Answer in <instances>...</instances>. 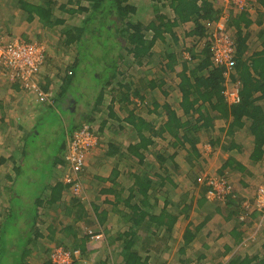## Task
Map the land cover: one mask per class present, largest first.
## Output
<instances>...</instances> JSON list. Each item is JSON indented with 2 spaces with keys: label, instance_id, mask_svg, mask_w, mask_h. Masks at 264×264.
Listing matches in <instances>:
<instances>
[{
  "label": "trees",
  "instance_id": "16d2710c",
  "mask_svg": "<svg viewBox=\"0 0 264 264\" xmlns=\"http://www.w3.org/2000/svg\"><path fill=\"white\" fill-rule=\"evenodd\" d=\"M16 3L21 18L26 24L36 22L42 28H60L62 46L72 56L69 68L66 70L69 73L66 72L64 79L65 90L76 89L75 94L81 103L85 102V109L80 115L81 120L78 124L72 123L73 121L71 124L67 122L57 148L59 151L51 150L52 140L45 137L43 147L52 152L46 160H43L38 152L31 161L27 158L29 154L27 143L37 142L35 139L39 133L31 134L33 137L30 138L25 137L24 144L10 156H0V169L2 165L9 166L8 170L0 175V264H28L26 260L32 252L40 258L41 264H51L48 259L50 250L40 242L47 236L42 229L45 222L38 215L39 209L44 205L41 201L40 191H44L41 185L44 184L47 188L46 192H50L48 202L51 206L60 201L65 184L61 181L62 177L58 174L54 175L53 171L58 165H64L63 156L69 136L81 126L91 124L94 121L92 115L100 111L104 102L105 105L107 104L105 106L108 111L107 119L100 125L104 128L109 119L114 125H119V133L122 132L129 138H136L124 145L110 142L107 154L110 153L111 157L117 155L114 166L125 164L128 160L139 165V169L143 167L144 170L133 173V183L127 191L128 195L123 201L122 209L117 205L112 208L115 216L121 218V223L125 226L124 230L113 229L111 232L107 229V225L114 227L116 222L112 221L110 213L98 212L97 205L89 204L93 213L90 217H88L90 211H85L83 204L81 206V203L76 202L77 200H73L75 204L65 209L72 224L79 222L82 227L96 225L97 228L94 232L84 235L81 228L77 232L75 228L69 226V232L73 237L72 250H79L81 259L86 254L85 244L94 239L99 241L100 247L103 245L105 250L104 259H100L99 264H114L115 255L122 258L123 264H147L149 257L142 259L138 248L145 252L150 251L149 243L154 239L156 245L164 246L165 251L162 253H170L173 244H168L166 235L169 236L179 224L183 229V245L173 257L180 258L181 264H189L191 258H195L198 262L202 258L201 254L191 252L187 255L186 249L194 244L199 231L214 215L220 217L221 222L217 224L220 232L217 237L225 241L226 250L247 238L256 214L255 211L250 212L242 206L244 198L236 194L230 184L225 185L230 189L221 194L222 200L211 203L205 197L211 187L206 180L201 181L198 180L199 177H192L191 184L180 187L173 180L170 174L172 171L165 164H171L173 170L178 169L180 164L175 158L179 151H184V162L190 167L198 165L204 154L197 146L201 135L207 141L210 151L220 149L223 153L231 154L217 169V175L222 179L228 173L235 172L239 175L238 181L245 187L248 184L244 183V178L251 176L250 168L264 164V30L259 33L261 49L250 52L247 36L237 26L232 70L227 75L223 68L212 66L210 47L207 44L203 49V60L192 64L182 59L179 65L178 60L176 61L171 53H167L166 46H163L160 54L167 61V69L177 72L179 68L180 71L177 75L168 76L172 81H168L163 76L149 79L147 71L140 69L147 67L154 58L153 47L157 42L166 44L163 33H169L176 44L177 38L173 28L192 22L190 35L198 39L206 36L207 39L209 24L220 16V11L214 8L212 0H162V10L166 9L165 5H167L173 18L156 13L153 20L148 23L135 19L138 10L135 7L136 0H16ZM259 4L264 10V0H259ZM0 18L6 22L4 13H0ZM233 23L235 25L243 23L244 26H248L250 19L245 12H241L238 18L233 19ZM127 69H130V72H126ZM131 72L139 75L136 82L132 75H129L130 79L122 78V75ZM79 76L87 80V85L78 82L79 80L76 81L75 78ZM176 77L179 79L178 82L177 79L175 80ZM232 84L238 86L236 103H228L224 96L226 88ZM175 86L180 96L176 100L174 98L169 100L172 98L169 94ZM155 87L160 95L159 98L163 99L162 101L158 99L161 103L156 101L151 92ZM88 89L90 93L84 100L83 96ZM131 92L138 97L137 107H142L144 100L150 99L144 107L147 118L135 113L136 108L129 98ZM106 96L110 99L106 100ZM57 102L60 103L59 100ZM130 104L133 108L129 107ZM55 106L59 108L54 109ZM54 108L50 111L56 113L60 110L65 114L66 121L68 120L71 110H63L58 103H55ZM137 112L142 113L139 109ZM122 123L130 129L121 126ZM27 135L30 133L25 136ZM64 137H67L66 141ZM246 137L252 139V147L250 154L248 156L245 154L247 164H244L232 156L242 154V150L246 148L244 143ZM41 139L42 137L39 136V142H42ZM157 139L164 143L167 141L168 146L174 149L169 157H166L163 151L165 147L157 150ZM147 156L150 158L153 156L157 162L154 165L152 162L148 164ZM94 161L93 167L87 170L90 175L102 169L103 158H95ZM150 167L154 171L156 181L149 179ZM116 175V172L112 174V176ZM94 178L98 180L97 178L100 177ZM107 180L115 182L114 178ZM48 181L54 182L53 185L48 187L45 184ZM100 181L103 179L101 178ZM166 185L171 189H163ZM177 188L180 192L177 194L171 192ZM192 188H199V191L194 192ZM106 191L114 193L117 197L119 195L114 185ZM151 199L155 200L150 201ZM159 200L160 204L157 203ZM118 201L122 200L119 198ZM169 204H171L170 208H168ZM193 210L205 213L202 222L195 226L190 221V212ZM244 215H249L251 219H245ZM224 224H229L227 229L221 227ZM45 230L48 235L50 234L48 240L54 242L53 230L46 228ZM162 230L163 236L159 238ZM262 231L261 250L264 252V229ZM60 244L62 242H56L57 246ZM157 253L161 257L162 253ZM258 256L255 254L253 257L239 259V264H264V257L259 259ZM88 257L82 261L83 264L88 262L92 264L91 257Z\"/></svg>",
  "mask_w": 264,
  "mask_h": 264
},
{
  "label": "crops",
  "instance_id": "0c3cea01",
  "mask_svg": "<svg viewBox=\"0 0 264 264\" xmlns=\"http://www.w3.org/2000/svg\"><path fill=\"white\" fill-rule=\"evenodd\" d=\"M27 1H30V0H27ZM161 2H162V0H149V4L152 7H154V9H151L152 13H151V19L149 21L153 20L154 15L156 13L160 14L164 17L167 16L170 19L173 18L172 12L169 10L167 5H165V8L167 11L164 12L163 10H165V9L162 10ZM212 3H213L214 8L220 11V16L216 20H212V22L209 24L207 39H206V36L203 39H198L196 37L191 36L189 32L193 28V23L192 22H186V23H183V24L173 28L175 38H177L176 44L173 42V40H172L173 38L171 39V36L169 35V33H163L165 36L164 39L166 41V44L163 45L159 42L156 43V45H158V47H159V45L161 47L166 46V52L171 53V55H173V57L176 58V61L178 60L177 61L178 65H179L180 60H182V59L186 60L187 62L192 63V64H197L198 62H200L201 60L204 59L203 49H205L206 44L210 46L209 38H210V36H212V30L214 29L215 25L218 23H223V25L225 27V31L227 32V34H228V31H230V33H231L230 36L233 39L235 38V34L238 30V28H237V26H238L239 30L244 35L247 36V46H248V50L250 52H254L256 50L261 49L260 48L261 47L260 46L261 40L259 38V33L262 30H264V10L261 7V5L259 4V0H249L250 10L244 11L248 15V18L250 19V24L248 26H244L243 23H238L237 25H235L233 23V19L238 18V16L241 14V12H236L233 9H231L230 7H229L230 9L229 8L226 9V6L222 7V5L216 0H212ZM16 5H17V3L15 0L13 6L10 7V9H7L6 12H3V10L0 8V13H4L5 17H6V22H4L0 18V32L10 33V30L12 28L11 34H13V35H11V37L14 35L17 37V35L14 31L15 29L13 27H11V25H10V22H12V18L14 17V14L19 12V9ZM135 7L138 8L137 15H136L137 18L135 17V19L139 20L138 11L139 12H140V10L143 11V9L140 8V7H142V0H136ZM12 26H13V22H12ZM11 39H13V38H11ZM11 39H8V40H11ZM14 39L23 40L22 38H19V37L14 38ZM169 39L172 42V46H170L167 42ZM23 41L33 42V41H28V40H23ZM197 42H198V45L199 44L201 45V43L203 42V44H202L203 46L199 45L198 48H195L194 43H197ZM155 47L156 46L153 47V51L155 50ZM157 51H158L157 55L154 54V58L151 59V62L149 64L150 65L149 79H152L156 76L155 71H151V69L154 66L155 67L159 66L160 70L158 73L163 74L166 77H168V76L171 77V76L177 75L178 72L180 71V69L178 68V65L176 66V68H178L177 72L176 71L175 72L169 71L166 67V64H167L166 59L164 57H161L160 50H157ZM161 51H163V49ZM209 53H210V58H211L210 48H209ZM192 56H193V58H192ZM67 59L68 60L66 61L65 65H64L65 70H62L61 68H59V66H57L54 63L53 56H50V54H47V52H46L44 63L40 67L38 73L33 78V83H30L29 87L23 85L21 83V81L12 77L7 68H5L4 66H0V139H3L2 141L0 140V152L5 151V152H3V153H5L3 156L8 157L13 152H15L18 148H20L22 146V144H24L26 134L37 133L34 130L36 122L37 121L40 122L42 118L44 119L45 114L50 109L54 108L55 103L60 104L63 107V110H71L70 111V113H71L70 117L67 120V122L69 124H71L72 121H73L72 123H74V124H78L80 122V120H81L80 115L84 111L83 109H85V107L82 106L80 101H76L72 97L71 93H69L70 92L69 89L66 91L65 86H64L65 85L64 79L66 78V74H67L66 72H68L66 70H68V68H69L70 61L72 60V56H68ZM137 70H138V68H137ZM122 76H123L122 78H124L126 75L125 76L122 75ZM138 78L139 77L136 76V79H138ZM136 79H135V77L133 78V80L135 82H136ZM176 79L178 82L179 79L177 77L175 78V80ZM31 84H34L40 90V92L42 94H44V97L46 98L45 102H42L41 100L38 101V95L31 88ZM133 88H135V85L133 86ZM63 91H66V92H65V94L61 95V93ZM122 91H124V90L122 89ZM154 91H156V87L151 92H154ZM175 91L178 92L176 86H175V88H173L171 90V93L169 95L172 96V98H170L169 100L176 98L175 97L176 94L174 93ZM60 97H61V99H60ZM107 98L110 99L109 97L106 96V100H107ZM129 98L130 99H133V98L137 99L138 97H136L133 94V92H131ZM57 100H59L60 103L57 102ZM105 103L106 102H104L102 104V107H101L99 112L95 113V115L94 114L92 115V119L94 118V121L92 122L93 124H95L96 118H99L100 115L104 112H105L106 116L104 117L103 122L101 124H104L105 120L107 119L108 111L106 110L105 106L107 104L105 105ZM52 104H53V106H52ZM129 107L133 108L131 104L129 105ZM56 108H59V107L55 106L54 109H56ZM114 109L117 110V108H114ZM135 113L136 114L139 113L142 116H145V113L137 112L136 109H135ZM71 117L73 118V120H71ZM111 122L112 121H110L108 119L107 125H105V127L103 128L102 125L97 126L98 124L96 121V126L98 127V135L100 133L102 135V133L106 130L107 126L109 125V127H110ZM122 124L124 125V123H122ZM123 125H121V126H123ZM118 126L119 125H117V128H118ZM124 127L127 130L130 129L126 126V124ZM119 134L122 136H127V135L123 134L122 132H120ZM64 139L66 141L67 137H64ZM101 139H102V141H101L100 146L102 147V149L100 151H102V154L99 156H101V158H103V164H101L102 169L97 170L93 175H90V180H91L90 183L91 184H84V182L82 181V178H81V173L83 172V170H82L78 174V176H76V178L73 179V181L71 183L65 184V190L62 193V197H61L60 201H58L57 203H55L52 206L48 202L50 192L48 191V193H47L46 192L47 188L45 187V185L44 184L41 185L42 189H44V191L43 190L40 191V194H42L41 201H43L42 204H44V205L39 209L38 215H40V218H42L45 222L42 225L43 233L47 235L46 238H44V239L48 240L50 237V234L48 235L45 228L47 230L48 229L53 230L55 241L59 242V243L62 242V244H65L68 247H71L68 250H72V246H73V239H72L73 237L69 232V228H70L69 226L70 225H71V228H75L74 230L77 232L80 231V228H81V230H82L81 232L84 235H86V234L88 235L89 232H94L95 230H97V228H95L96 225L95 226L87 225L86 227H82L79 222H77V223L75 222L74 224H72V221L69 219V217H68L69 215H67V213L65 212V209L68 206H73L75 204L73 202V200H77L76 202L79 204L81 203L80 204L81 206L83 204L82 207L85 211H87V210L90 211L89 212L90 214L88 217H90V215L91 216L93 215L89 204L97 205L98 212L103 211V212H107L108 214L110 213V216L113 219L112 221L116 222L114 227L111 225L106 226V228L110 229L111 232L113 229H116V230L123 229L124 230L125 226L123 225V223H121V221H122L121 218H119L118 216H115V213L112 212L113 211L112 208H113V206L117 205L119 209H122V207L124 205L123 201H124V199H126V196L128 195L127 191L133 183V180H132V175H134L133 173H135L137 170H139V171L144 170L143 167H141L139 169V167H138L139 165L137 166L135 163L131 162L132 164H129L128 160L125 164L121 163L115 167L114 165H115V162L117 159V155H114L111 157L110 153L107 154V148H109V144L111 141L115 142L113 144L122 143L121 141H119L121 139H119L118 137H115L114 139H112L110 136H107V135ZM133 140H136V138L135 139L133 138ZM251 140L252 139L250 137L245 138L244 141L246 144V148L242 150V154H246L247 156L250 154L251 147H252ZM37 142H39V140H37ZM124 144H127V142H124ZM242 144H243V142H242ZM97 151H99V150H97ZM92 155L95 157L96 154L92 153ZM235 155H237V154H235ZM238 155H240V154L238 153ZM0 156H2V154H0ZM90 159H92V158H90ZM94 160H95V158H94ZM237 160L240 161L239 159H237ZM149 163L150 162L148 161V164ZM146 164L147 163L145 162V165ZM58 166L53 171V174L56 176L58 174L59 177L60 176L62 177V175L64 173L65 164L63 166H59V167ZM7 167H9V166H7ZM217 169H214L216 171V173L214 172L213 177L210 176L209 180L210 179L215 180L217 185L223 184L224 188L227 190L229 187H225V185L228 184V186H229V183L227 181H225L226 180L225 177H224V179H222V177L220 178L217 175ZM114 172L117 173L116 176H112V174ZM153 172L154 171H153L152 167H150L148 176H149V179L156 181V177L154 176ZM96 176L100 177V178H97L98 180H96L94 178ZM101 178L103 179V181H100ZM107 178H109L110 180H111V178L112 179L114 178L115 182L109 181V180H107ZM53 183L54 182L48 181L45 184L49 187V186L53 185ZM208 183L209 182H207V184ZM112 184L114 185V189L116 190V192L119 194L118 197L114 193H111L110 191H106L108 188L113 186ZM115 184H116V186H115ZM75 185H77L81 189L79 196L74 195L72 190H71L73 188V186H75ZM86 185H88V186H86ZM165 188L168 190L171 189V188H169V185H167V187H165ZM91 190H92V192H91ZM226 190L223 189V192L226 193L227 192ZM210 191L211 192L213 191V196L209 195ZM106 192H108V193H106ZM171 192L172 193L174 192V194L178 193V192H175L174 190H171ZM220 193L217 190H214L212 187H210V190L208 191V193L206 194L205 197L207 198L208 202L216 203L217 200H222ZM119 198L122 201H118ZM196 200H197V198L194 200V202H196ZM136 202H137V200L134 201V203H136ZM157 203L160 204L161 203L160 200ZM248 204L250 205V203H248ZM170 206H171V204H169L168 208H170ZM203 215H205V213L201 212L200 210L199 211L193 210L190 212V221L193 222V224L195 226V225L202 222ZM70 216H73V215H70ZM244 216H245V219L246 218L248 220L251 219L249 217V215H244ZM217 218H220L219 215H214L212 217L211 223H213V225L216 224V221L212 222V220H217ZM255 220H256V218H254L253 221L251 220L252 221L251 224H252V230L255 229V231H256V236H255L256 240L250 241L249 238L251 237V235H249L240 244L236 245L235 247H233L229 250H226L225 241H223L221 238L217 237L218 234H216L215 237L210 239V242H203V240L206 239L207 237H211V231L209 230V225H206L207 227L204 226L199 231L198 237L194 241V244L191 247H188L186 249V254L188 253L187 255H189L191 252H199L201 254L202 258L198 262L196 261L195 258H191L192 261L189 262V264H239V261H240L239 259L243 260L246 257H253L255 254L259 255L258 256L259 259H262L264 257V252H263V250H261V245L263 242V236H262L263 231H262V229H264V227H261V226L256 227L255 226V228H254V221ZM228 225L224 224L222 226V228L227 229ZM84 231L87 233H84ZM148 231L150 232L151 230L149 229ZM218 232H220V229ZM141 233H145V231L144 232L141 231ZM163 233H164V231L162 230L159 234V238H161L163 236ZM182 233H183L182 227H180L179 224H177L176 228L171 232V234H169V236L166 235L168 244L169 243L173 244V246L170 249L171 250L170 253H168V252L162 253V251H165L163 249L164 246L159 247L158 245H156L154 239H151V241H150L151 243H149L151 246L150 251L145 252L141 248H138L139 256L142 259H144L145 257H149L147 264H181V263H179L180 258L175 259L173 257V254L177 253L179 248H181V246L183 245L182 244ZM82 234H80V235H82ZM177 237H178V241L176 239ZM48 241H50V240H48ZM176 241H177L178 245L174 244ZM51 242H53V241H51ZM100 245H101L100 242L97 243L95 241H88L85 244L86 254L84 255V257L82 256L83 260L85 261V259L89 258L88 256H90L91 257L90 262L92 264H99V260L104 259L103 255H105V250L103 248V245L101 247H100ZM58 246H60V245H58ZM157 252L162 253L161 257L158 256ZM35 255H36L35 252H32V255H30V257L27 258L26 262L30 263L31 259H35L36 264H41L40 258L38 256L36 257ZM115 256L116 257L114 258V261H113L114 264H123L122 258L118 255H115ZM87 264H90V263L88 262Z\"/></svg>",
  "mask_w": 264,
  "mask_h": 264
},
{
  "label": "rangeland",
  "instance_id": "374dc122",
  "mask_svg": "<svg viewBox=\"0 0 264 264\" xmlns=\"http://www.w3.org/2000/svg\"><path fill=\"white\" fill-rule=\"evenodd\" d=\"M218 1L222 7L225 6L221 0H216ZM15 0H0V8L3 10V12H6L7 9H10V7L13 6ZM159 7V6H158ZM142 10H140V12L138 13L139 15V20H142L144 23H148L149 20L151 19V9H154V7H152L149 4V0H142V7H140ZM229 8L228 6H226V9ZM230 9V8H229ZM164 12H166L167 10H163ZM13 14V13H12ZM19 14V15H18ZM12 22H13V26H12ZM12 22H10L11 27H13L15 30V33L17 35V37L22 38L23 40H28V41H35V42H40L42 44H44L46 46L47 49V54H50V56H53V60L54 63L59 66V68H61L62 70H65V63L68 60L67 57L70 56L69 52L66 51V49L63 48L62 46V39H60V28L59 27H55L53 29H47V28H42L38 23L33 22L31 24H26L23 19L21 18V14L20 12H17L16 14H14V17L12 18ZM12 30V28H11ZM11 30L10 33L7 32H0V36L3 37L5 40L11 39V38H17L15 35L11 37ZM232 30V29H231ZM214 32V29L212 30V34ZM230 31H228V35L230 36ZM211 38L212 36H210L209 41L211 43ZM232 38V37H231ZM233 39V38H232ZM234 40V39H233ZM168 44L170 46H172V42L169 39ZM203 42L201 43L200 46L202 45ZM198 42L194 43V47L198 48L199 47ZM155 50H154V54L157 55V50H162V47L159 45H155ZM211 46V45H210ZM209 46V47H210ZM211 52V51H210ZM212 62V61H211ZM213 63V62H212ZM153 67V66H152ZM124 69V66L122 68V70ZM150 65H148L147 67H143L140 69V71H147L148 73V77L150 76ZM130 69H127L126 72H130ZM160 67H153L151 69V71H155L156 76L157 77H164L165 79H167L168 81H172L171 79H169L168 77H165L163 74H159ZM132 75L135 77L136 76L139 77V75H136L135 72H131L128 73V75H126L124 78H128L130 79ZM155 76V75H154ZM155 78V77H154ZM76 81L78 82H82L84 83V85H87V80L83 79L81 76L76 77L75 78ZM138 80V79H136ZM92 82L93 79H91ZM167 81V82H168ZM230 87L228 86L224 92V94L227 92V90H229ZM73 91V92H72ZM71 95L72 97L76 100V101H80L79 97L76 96V89H70ZM69 92V93H70ZM89 89L85 92L83 98L85 100V97L87 98V96L89 95ZM154 98H156V101H158L159 103H161L160 101H162V97H160V95L158 94V91H154L152 92ZM151 93V94H152ZM176 94V98H174L175 100L180 96L179 93L177 91L174 92ZM229 92L225 94V96H228ZM109 97V96H108ZM160 101H159V100ZM228 99V98H226ZM38 101H40V99L38 98ZM42 102H45L42 101ZM132 104L134 105V108L139 109L142 111V113L144 112V107L146 106V103L150 102V99H145L144 102L141 104L142 107H137V103H139V101H137V99L133 98L131 99ZM83 107H85V102L81 103ZM172 104H174V101H172ZM132 105V107H133ZM175 107V105H174ZM64 113L60 110H58L56 113H53V111L49 110L48 115H46V118H42L40 122H36V125L34 127L35 132L39 133V136L42 137V142H33L32 144H30V142L27 143V152H29V154L27 155V158H29V160L31 161V158H33L35 156V154L38 152L39 154H41V158H43V160H46L47 158H49V155L52 154L51 150H53L54 152H57L59 150H57V148H59V142L60 139L62 137V134H64L65 128L67 127V121H66V117H64ZM105 112L102 113L100 115L99 118H96L97 121V126H100V124L103 122V119L105 117ZM145 118H147V115L145 116ZM161 119V118H160ZM63 123H62V121ZM159 120V119H158ZM96 121L95 124L91 123L88 124L90 125L94 130H96L97 134H98V127L96 126ZM116 123V122H115ZM112 127H109V125L107 126L106 130L102 133L98 135L100 142L98 143L99 147L96 148L95 150L91 151L88 155H87V161H86V169L83 170V172L81 173V178L82 181L84 182V184H91V180H90V173L87 171L89 168H92L94 165V158H101L102 151H100L102 149L101 145V141L104 136H110L112 139H114L115 137H118L119 141H121L123 144L124 142H128L129 140H132L133 138H129V136H122L119 134L118 132V128L117 125H114L112 122ZM123 125V124H121ZM125 126V124L123 125ZM64 130V131H63ZM101 135V136H100ZM32 135H27L26 137H31ZM39 136L34 135V138H36L35 140H38ZM64 136V135H63ZM239 136L243 137V135ZM33 137V136H32ZM45 137H49V140H52V144L51 146H53V148L51 150L46 149V147H43V141L45 139ZM135 139V138H134ZM202 138V135L200 136V141L197 144L198 148L202 151V160H200L198 165H195L194 167H190L189 164H187V162L185 163V158H184V151H179L177 157L175 158V161H177V163L180 164V167L176 170H173V166L171 164L167 163L165 164V166L170 169L172 171V173H170L173 177V180H175V182L178 184V186H184V185H188L191 184V182H193L192 177H199L198 180L201 181H205L206 182H210L211 179H207L210 178V176L213 177V173L216 171L214 169L219 168L218 166L222 164V162L228 157L231 156V154L228 153H223L220 151V149L215 150L214 152L211 150L209 146L206 144L207 141L205 139ZM1 141L3 139H0ZM124 141V142H123ZM245 143V141H244ZM156 148L157 150H159L161 147H165V149L163 150L166 154V157H169V155H171L174 152V149L172 147L168 146L167 141L164 143L162 140L157 139L156 141ZM152 149V148H151ZM48 150V151H46ZM5 151H1L0 154H2V156L5 154L3 153ZM92 153L96 154L95 157L92 155ZM245 154H240V155H234L232 156L234 159H239L240 162H243L244 164H247V159L244 156ZM92 158V159H90ZM146 161V159H145ZM147 161L152 162V164L154 165L156 161V159L153 158V156L150 158L149 156H147ZM203 161V162H202ZM219 161V162H218ZM129 164H132L131 162H128ZM218 165V166H217ZM158 168V167H157ZM251 176H246L244 178V183L248 184L247 186L243 187L240 182L238 181L239 175L236 174L235 172H230L225 176L226 181L230 184V186L232 188H234V192H236V194H239L240 196H242V198H244L245 202H243L242 206L245 207L247 210H249L250 212L255 211L256 213V220L254 221V228L256 227H262L264 225V221H262V212L261 210H259L256 206V202H255V194H256V190L258 189V187L264 185V164H261L260 166L257 167H251ZM6 170H8L7 166L2 165L1 169H0V175L2 172H5ZM194 170V171H191ZM193 172H196L195 174H193ZM193 174V175H192ZM41 178V176H40ZM213 180V179H212ZM191 181V182H190ZM88 186V185H86ZM211 186V185H210ZM214 186V185H213ZM167 187V185H166ZM224 187V185H223ZM170 188V187H169ZM163 189H166L165 187ZM194 190V192H198L199 188H192ZM214 189H217V191L223 195V190L222 188H220L219 185H215ZM93 190V189H92ZM91 190V192H92ZM180 190V189H179ZM229 188L226 190L228 191ZM175 192H180L178 191V188L175 189ZM92 195V194H91ZM222 197V196H221ZM155 199H151L150 201H154ZM250 203V205L248 203ZM216 224L213 225V223H211V221L207 224L209 225V230L211 231V237H207L206 239L203 240V242H210V239H212L213 237L216 236V234H218L219 231V226L217 224L220 223V218H217V220H212V222H215ZM207 227V226H206ZM222 227V226H221ZM264 227V226H263ZM262 229V228H261ZM250 235L251 237L249 238L250 241H254L256 240V231L251 230L250 231ZM178 241V237L176 238ZM180 240V239H179ZM92 241H95L94 239ZM177 241L174 243L175 245H178ZM41 244L46 248H48L50 250V252H48V259L50 257V253L52 251V249L56 248V242H51L48 240H40ZM95 242H99V241H95ZM251 243V242H250ZM210 244V243H209ZM61 246H57V247H66V248H71L68 247L65 244H60ZM63 247V248H64ZM83 259H81V262H79V264H83L82 263ZM28 264H36L35 263V259H31V262Z\"/></svg>",
  "mask_w": 264,
  "mask_h": 264
},
{
  "label": "built area",
  "instance_id": "2783aa9c",
  "mask_svg": "<svg viewBox=\"0 0 264 264\" xmlns=\"http://www.w3.org/2000/svg\"><path fill=\"white\" fill-rule=\"evenodd\" d=\"M225 6L230 7L236 12L250 10L249 0H221ZM211 61L214 67H221L225 70V75L232 70V58L235 55V42L225 31L223 23H218L214 27L211 43ZM46 55V46L40 42H26L20 39L4 40L0 37V66L7 68L12 77L21 81L27 87L33 83V78L38 73L44 63ZM228 96L225 98L229 103L238 101L237 84L229 86ZM31 88L37 93L41 101L46 100L44 94L34 85ZM99 143V137L90 125L86 124L74 131L67 140L66 149L63 156L65 164L64 173L61 181L64 184L71 183L76 176L83 170L87 155L94 150ZM214 189L217 184L215 180L208 183ZM214 185V186H213ZM222 190L223 184L219 185ZM74 195L79 196L81 189L75 185L71 189ZM217 190V189H214ZM213 196V191L209 192ZM256 206L262 212V221H264V185L258 187L255 194ZM51 264H72L81 262V253L79 250H68L63 247L52 249L49 257Z\"/></svg>",
  "mask_w": 264,
  "mask_h": 264
},
{
  "label": "clouds",
  "instance_id": "9594fccd",
  "mask_svg": "<svg viewBox=\"0 0 264 264\" xmlns=\"http://www.w3.org/2000/svg\"><path fill=\"white\" fill-rule=\"evenodd\" d=\"M226 99V98H225ZM227 101V100H226ZM228 102V101H227Z\"/></svg>",
  "mask_w": 264,
  "mask_h": 264
}]
</instances>
